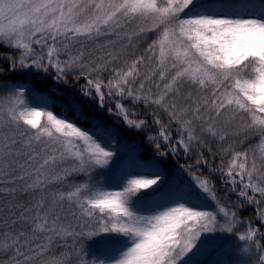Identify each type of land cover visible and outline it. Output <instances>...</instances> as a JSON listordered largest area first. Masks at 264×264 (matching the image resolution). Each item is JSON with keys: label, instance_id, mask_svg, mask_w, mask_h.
<instances>
[{"label": "snow or ice", "instance_id": "6c2138e0", "mask_svg": "<svg viewBox=\"0 0 264 264\" xmlns=\"http://www.w3.org/2000/svg\"><path fill=\"white\" fill-rule=\"evenodd\" d=\"M208 256L264 264V0H0V264Z\"/></svg>", "mask_w": 264, "mask_h": 264}, {"label": "trees", "instance_id": "16d2710c", "mask_svg": "<svg viewBox=\"0 0 264 264\" xmlns=\"http://www.w3.org/2000/svg\"><path fill=\"white\" fill-rule=\"evenodd\" d=\"M152 38H155V37H152ZM150 42V41H149ZM4 79H12V80H18L20 82H25L27 81L28 79H30V77L28 76H20L19 74H16V75H8L6 77H4ZM51 83V81H49V84ZM67 95V90L64 89V88H60L57 92V95L54 97V99L56 100V110L59 111V105L60 103L63 101L64 97ZM104 118L111 124H114L118 127L122 126L120 124V122L116 119V117L114 116H109L107 114V112H105L104 114ZM258 143V140H256L255 138H253L252 140V144L255 145ZM245 146H248V143L246 142L245 143ZM256 156H257V162L259 163L260 162V153L259 151L256 152ZM180 163H183V158L180 159L179 161ZM217 163H219V161L217 160ZM115 190H118V189H115ZM232 199H235V196L232 197ZM252 207L251 206H248L246 207V209L242 210V215L244 217H251L252 216ZM241 231H243V229H241ZM97 241L99 242H102V238H96ZM69 243H71V241H69ZM213 257L212 256H208V257H205L203 258V264H211V261H212Z\"/></svg>", "mask_w": 264, "mask_h": 264}]
</instances>
